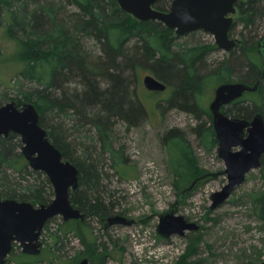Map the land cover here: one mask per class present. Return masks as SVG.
<instances>
[{"label":"trees","instance_id":"16d2710c","mask_svg":"<svg viewBox=\"0 0 264 264\" xmlns=\"http://www.w3.org/2000/svg\"><path fill=\"white\" fill-rule=\"evenodd\" d=\"M172 1L157 0L154 8L167 11ZM67 5L75 7L77 12H69ZM238 5L243 15L244 41L253 40L258 34L256 24L264 18V0H244ZM5 14L11 38L19 40L22 46L26 68L21 77L35 85L19 89L16 104L35 106L39 125L46 130L51 143L64 160L76 167L78 187L69 193V198L84 218H95L99 222L115 209L114 196L104 184L108 176L103 169L107 166L121 178L126 176L122 168L125 167L123 149L117 146L112 126L119 120L135 124L144 114L133 89L136 68L150 70L173 88L167 103L193 109L201 122L197 134L206 151L217 144L210 124L211 114L198 102V93L209 78L227 83L235 74L243 83L256 84L257 101L248 107L238 106L241 101H237L223 112L243 119L260 113L264 118V65L256 54L242 51L238 55L234 49L230 50L210 75L203 76V46L175 44L172 30L157 21L135 20L119 8L116 0H0V21ZM86 39L96 40L101 46L99 55L86 52L83 45ZM257 39L253 43L258 42ZM71 84L82 88L68 92ZM72 116L77 117L72 120L74 124L65 129L64 118ZM56 118L62 120L56 123ZM208 121L210 125L206 126ZM71 133L75 134L74 141L67 143ZM86 140L87 145L83 142ZM164 142L176 190L181 184L200 181L196 158L185 137L178 133L166 136ZM19 148L17 135L10 133L0 138V198L49 203L54 193L48 179L44 176L41 181L37 178L41 172L29 170ZM263 162L264 155L261 164ZM27 177L35 179L29 182ZM47 224L43 235L47 231L54 239L56 250L63 236L76 228L82 229L81 222L75 221L73 227L63 222L50 232ZM84 229L75 235L86 246V252H78L70 264H77L76 261L85 256L89 264H105L106 244L91 238ZM18 261L29 264L26 260Z\"/></svg>","mask_w":264,"mask_h":264},{"label":"rangeland","instance_id":"374dc122","mask_svg":"<svg viewBox=\"0 0 264 264\" xmlns=\"http://www.w3.org/2000/svg\"><path fill=\"white\" fill-rule=\"evenodd\" d=\"M67 6L69 12H77L75 7ZM236 9L230 37L240 40V43L234 50L238 55L242 54V51L257 55V42L253 43V41L264 35V18L256 24L258 25L256 37L253 40L245 38L248 40L245 42L242 36L244 34L246 36L242 30L243 15L238 4ZM5 15L0 21V105L11 101L17 102L15 97L19 89L35 87L34 83L21 77L26 68L22 59V46L19 40L11 38L8 32L7 14ZM172 35L176 38L175 44L187 47L200 44L204 47L205 63L201 67V74L206 77L229 53L220 50L213 36L203 31L180 37L173 31ZM83 45L89 54L99 55L101 46L96 40H83ZM35 71L38 73L37 70ZM146 75L156 77L148 69L136 68L133 86L136 99L143 107L144 114L135 124L128 125L119 120L112 126L116 134L117 146L123 149L126 168H122L126 176L121 178L114 169L110 170L107 166L103 169L108 176L105 177L104 184L108 185L114 196L112 200L115 210L126 218L134 220L135 223L131 226L120 225L105 230L103 221L98 222L92 218L86 226L82 224L80 228L85 227L84 232H88L91 238H97V241L106 244L105 264H262L264 262V162L260 168L246 174L244 182L233 190L227 200L210 209L211 195L220 191L227 181L223 161L218 155V144L210 151H206L197 134L201 122L193 109L167 103L173 92L170 86L161 93L147 91L142 85V79ZM238 82L241 81L235 74L227 81V83ZM220 84L223 82H218L216 78H209L204 82L198 93L200 107L209 111L208 106ZM74 85H68L67 91L81 90V86ZM256 94L258 93H247L244 97L246 100L238 106H250L252 102L257 101ZM76 118L73 116L64 118L65 129L73 125L72 120ZM60 120L62 118H56L55 122ZM208 125H210L209 121L206 126ZM178 133L189 142L200 170L199 177L202 179L186 195L177 209V214L196 224L199 229L186 231L185 236L174 235L165 239L156 230L159 216L173 204L179 191L190 185L181 184L179 190L174 187L175 177L169 164L164 139L166 136ZM73 134L68 136L67 143L74 141L75 134ZM83 142L88 144V140ZM44 176L45 174L42 173L37 178L42 181ZM34 177H27V180L33 182ZM50 198L52 200L53 196ZM62 223V218L56 216L47 226L50 232H53ZM77 229H74L73 235L68 233L63 236L58 244V250L55 249L54 239L49 237L46 231L41 236V252L38 256H22L20 247L16 245L5 264H19V259L26 260L29 264H70L78 252H86V246L80 242L79 236H76L77 231L82 229Z\"/></svg>","mask_w":264,"mask_h":264},{"label":"water","instance_id":"95a60500","mask_svg":"<svg viewBox=\"0 0 264 264\" xmlns=\"http://www.w3.org/2000/svg\"><path fill=\"white\" fill-rule=\"evenodd\" d=\"M157 0H116L119 8L139 22L157 21L176 36L203 31L213 36L216 46L229 52L240 41L229 37L239 0H173L167 11L154 8ZM257 53L264 64V36L257 44ZM149 92H164L166 84L152 75L142 79ZM258 86L238 82L219 85L209 104L213 130L218 142V155L224 164L226 184L211 195L210 209L227 200L233 190L242 184L246 174L261 166L264 155V119L256 114L251 121L224 115L221 107L242 97L244 93L256 92ZM10 133L19 137L20 153L33 171L47 177L53 198L48 204L34 206L30 202L0 198V264H4L11 252L12 243H17L26 255L38 256L41 252V232L45 223L59 216L63 222L82 220L83 214L71 204L69 193L78 187V171L51 143L47 132L39 125V113L31 103L20 106L11 101L0 105V138ZM198 180L181 191L173 204L159 216L157 233L168 239L174 235L185 236L186 231L199 227L176 213L186 195ZM134 220L124 216L107 219V225L131 226ZM79 264H88L85 258ZM264 264V262L262 263Z\"/></svg>","mask_w":264,"mask_h":264},{"label":"flooded vegetation","instance_id":"af4514ba","mask_svg":"<svg viewBox=\"0 0 264 264\" xmlns=\"http://www.w3.org/2000/svg\"><path fill=\"white\" fill-rule=\"evenodd\" d=\"M240 1V0H239ZM238 1V2H239ZM238 2L236 3V5H235V8H236V6H237V4H238ZM237 10V9H236ZM236 13V12H235ZM232 18H233V16H232ZM233 23H234V20H233ZM232 23V26H231V28L233 27V24ZM231 28H230V30H229V37H230V32H231ZM197 32V31H196ZM191 34V33H190ZM264 36V35H263ZM263 36H261L260 38H259V40H258V42L260 41V39L263 37ZM231 38V37H230ZM240 41V40H239ZM258 42H257V44H258ZM237 47V46H236ZM256 47H257V45H256ZM257 55H258V53H257ZM264 65V64H263ZM243 83V82H242ZM223 84H225V83H223ZM245 84H247V83H245ZM221 85V84H220ZM249 85V84H248ZM251 86H253V85H251ZM258 90V89H257ZM257 92V91H256ZM247 93H244L243 95H242V97H240L239 99H237V100H235V101H233V102H231L230 104H228V105H225V106H222L221 107V111H222V113L224 114V112H223V110H224V108L225 107H227V106H229V105H232V104H234L235 102H237V101H241L240 103H242V102H244L246 99L244 98L245 97V95H246ZM239 103V104H240ZM208 108H209V106H208ZM209 110V109H208ZM209 113H210V111H209ZM211 114V113H210ZM256 114H260V113H256ZM256 114H254L252 117H250V118H248V119H245V120H248V121H251L252 119H253V117L256 115ZM225 115V114H224ZM227 116V115H226ZM228 117H231V116H228ZM263 117V116H262ZM231 118H237V117H231ZM239 119H243V118H239ZM264 119V118H263ZM212 123H213V120H212V114H211V125H212ZM212 128H213V125H212ZM216 137V136H215ZM217 140V139H216ZM217 144H218V142H217ZM262 158V157H261ZM27 162V161H26ZM194 182V181H193ZM194 188V187H193ZM71 192V191H70ZM2 199V198H1ZM24 202H27V201H24ZM46 204H48V203H46ZM72 204V203H71ZM39 205V204H38ZM35 206V205H34ZM37 206V205H36ZM72 206H73V204H72ZM74 207V206H73ZM74 208H76V207H74ZM77 209V208H76ZM80 211V210H79ZM81 213V212H80ZM176 213H177V211H176ZM114 216H124V215H122L121 213H119V212H117L115 209H114V211L110 214V215H108V216H106L105 218H102L101 219V222L103 221V228L105 229V230H107V229H109V228H111V227H114V226H120V225H111V226H109V225H107V219L108 218H110V217H114ZM125 217V216H124ZM53 219V218H52ZM126 219H128V218H126ZM51 220V219H50ZM128 220H131V219H128ZM187 220V219H186ZM49 221V220H48ZM47 221V222H48ZM75 221H78V222H81V224H83V225H87V223H89V219H87V218H84V215H83V219L82 220H69L68 222H65V223H68V224H70V226H74L75 224H74V222ZM188 221V220H187ZM47 222L45 223V225H44V227L46 226V224H47ZM189 222V221H188ZM134 223H135V221H134ZM121 226H123V225H121ZM44 227H43V229H44ZM70 233L73 235V233H74V231L73 230H71L70 231ZM42 234H43V230H42V232H41V236H42ZM41 236H40V239H41ZM42 243V242H41ZM16 245H18L19 246V244H17V243H12V248H11V252H12V250H13V248L16 246ZM20 247V246H19ZM20 249H21V247H20ZM10 252V253H11ZM21 252H22V250H21ZM22 254L24 255V256H31V255H26V254H24L23 252H22ZM9 256V255H8ZM87 259L88 260V258L87 257H81L80 258V260H78V263L77 264H79L80 263V261H82L83 259ZM7 259V258H6ZM5 262H6V260H5ZM28 262V261H27ZM5 264V263H4ZM88 264H89V260H88Z\"/></svg>","mask_w":264,"mask_h":264}]
</instances>
